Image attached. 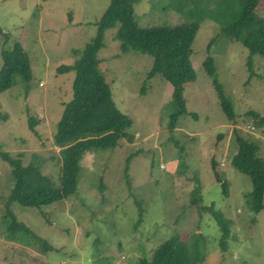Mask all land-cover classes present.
Instances as JSON below:
<instances>
[{"label":"rangeland","instance_id":"rangeland-1","mask_svg":"<svg viewBox=\"0 0 264 264\" xmlns=\"http://www.w3.org/2000/svg\"><path fill=\"white\" fill-rule=\"evenodd\" d=\"M109 1L0 0V69L3 49L19 44L31 72L28 83L16 77L0 94V150L20 156L24 165L40 163L57 185L62 147L54 135L75 76L58 69L73 64L75 52L95 35ZM245 1L134 0L140 26L198 24L191 54L196 77L184 87L187 112L173 128L171 85L158 75L147 80L152 57L139 51L115 57L116 27L105 31L99 69L116 107L132 118V137L85 152L76 192L40 208L8 201L11 167L0 156V264H133L144 255L150 259L176 233L203 257L196 264H264V208L253 211L252 179L232 163L239 146L235 127L260 143L264 158V124L248 115L264 116V57L253 55L249 65V49L223 32ZM208 58L236 120L222 111L203 68ZM30 119L38 123L31 127ZM12 222L28 230L11 232ZM221 225L228 228L225 238Z\"/></svg>","mask_w":264,"mask_h":264},{"label":"trees","instance_id":"trees-1","mask_svg":"<svg viewBox=\"0 0 264 264\" xmlns=\"http://www.w3.org/2000/svg\"><path fill=\"white\" fill-rule=\"evenodd\" d=\"M260 4L261 0H246L238 19L223 29L229 38L242 42L249 49V65L253 55L264 57V14L260 12ZM114 27V36L119 41L120 50L115 57L130 51L149 55L152 57V66L147 80L158 75L171 85L176 111L169 116V127L173 128L179 115L187 112L183 91L196 77L191 54L198 24L140 26L135 17L134 0H110L96 22L95 35L81 51L75 52L77 58L73 64L58 69L60 74H75L72 98L64 104L54 135L55 143L62 147L60 183L57 185L51 177L45 175L40 163L24 165L20 156L0 150L1 158L11 167L13 185L8 195L9 202L40 208L69 197L76 192L80 160L85 152L93 148H113L120 138L132 137L128 132L132 118L116 107L108 83L99 69L102 59L98 53L105 46V31ZM203 68L213 80L225 116L236 120L232 101L223 95L214 79L211 58L203 63ZM16 77L23 83H28L31 78L29 58L19 44H15L13 49L2 51L0 94L14 85ZM248 115L257 124H264V116L259 112L248 111ZM37 123V120L30 119L31 127ZM234 132L239 146L232 163L251 177L253 189L249 200L253 211L258 213L264 208V158L260 155L261 145L257 140L244 136L237 127ZM129 158L127 156L126 163ZM210 166L214 178L220 182L226 194V183L220 177L218 163L214 158H211ZM221 226L224 232L222 238H225L228 228ZM17 229L28 230L21 223L14 222L13 225L12 222L9 225L11 232ZM202 259L199 251L195 249L191 253L188 242L176 233L157 246L150 259L144 255L133 264H196Z\"/></svg>","mask_w":264,"mask_h":264},{"label":"built area","instance_id":"built-area-1","mask_svg":"<svg viewBox=\"0 0 264 264\" xmlns=\"http://www.w3.org/2000/svg\"><path fill=\"white\" fill-rule=\"evenodd\" d=\"M249 126H250L251 128H255V126H254V125H251V124H249Z\"/></svg>","mask_w":264,"mask_h":264}]
</instances>
